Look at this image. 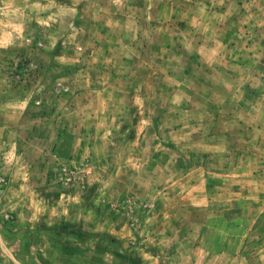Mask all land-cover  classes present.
Returning <instances> with one entry per match:
<instances>
[{
  "label": "rangeland",
  "instance_id": "rangeland-1",
  "mask_svg": "<svg viewBox=\"0 0 264 264\" xmlns=\"http://www.w3.org/2000/svg\"><path fill=\"white\" fill-rule=\"evenodd\" d=\"M64 258L264 264V0H0V264Z\"/></svg>",
  "mask_w": 264,
  "mask_h": 264
},
{
  "label": "crops",
  "instance_id": "crops-1",
  "mask_svg": "<svg viewBox=\"0 0 264 264\" xmlns=\"http://www.w3.org/2000/svg\"><path fill=\"white\" fill-rule=\"evenodd\" d=\"M48 205H50V204H48ZM47 207H46V209L43 212L42 211H38L37 213H31V214L29 213V215L26 218V221L24 223L25 229L27 230L26 235L28 234V232L37 231L35 229L36 226L38 228H41L40 230L37 231V233L40 232L43 235L45 233V230H46L45 225L40 224V223H38L39 225H37L38 221L37 222L34 221V217H33L34 215L38 216L39 218H42L41 221H43L44 223H52V222L54 223L55 221H58L57 225L59 223H61V220H65L66 218H72V216L70 215L71 211L68 210V209H67V211L64 212L66 215L63 216L61 209L55 207V209L49 211L50 206H49V209H47ZM73 214H76V213H73ZM76 216L78 217L79 215H76ZM50 218H52L53 221H50L49 220ZM41 238H42V240L40 242H36L35 243V244H37V246H35V249H37V247L40 249L41 248L40 246H44V248H45V247L48 246L47 244H49V243L51 244L50 247L51 248L53 247V249H56V250H60V248L62 249V245L58 241L47 242V241L43 240L42 236H41ZM30 245L31 244H29L28 248H33L34 247V245H33V247H31ZM44 262H45V260H44ZM40 264H42V262ZM53 264H74V263H72V260L70 258H64V261L62 263L53 262Z\"/></svg>",
  "mask_w": 264,
  "mask_h": 264
}]
</instances>
